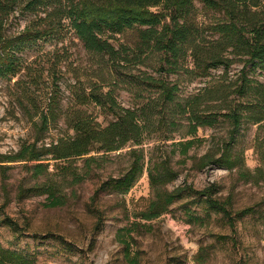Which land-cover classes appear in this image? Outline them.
Segmentation results:
<instances>
[{"label":"trees","instance_id":"trees-1","mask_svg":"<svg viewBox=\"0 0 264 264\" xmlns=\"http://www.w3.org/2000/svg\"><path fill=\"white\" fill-rule=\"evenodd\" d=\"M74 41L88 56L83 75L70 69L64 54ZM42 46L52 49L42 53ZM32 51L35 58L29 59ZM234 66L240 70L231 74ZM69 73L74 82L63 88ZM263 73L264 0H0V79H17L12 97L32 138L17 151L0 153L2 189L12 165L21 163L31 184L18 187L17 199L45 196L57 207L67 190L103 169L110 154L128 148L125 170L106 179L96 196L126 195L146 171L152 195L137 214L141 220L167 215L187 194L222 214L235 232L254 208L233 211L229 199L215 197L214 186L169 190L179 174L173 154L180 148L197 171L215 166L236 172L239 181L263 180L264 169H249L244 150L236 148L242 133L256 126L262 137L256 135L253 149L264 162V80L258 79ZM120 92L131 105L119 101ZM61 122L72 134L46 143ZM222 123L228 125L225 139L189 157L202 141L199 130ZM153 136L180 141L170 145V153L149 158L143 145ZM0 264L33 260L0 242Z\"/></svg>","mask_w":264,"mask_h":264},{"label":"rangeland","instance_id":"rangeland-1","mask_svg":"<svg viewBox=\"0 0 264 264\" xmlns=\"http://www.w3.org/2000/svg\"><path fill=\"white\" fill-rule=\"evenodd\" d=\"M51 49L42 46L40 52ZM64 49L70 69L83 75L88 56L82 45L74 41ZM36 52L32 51L29 59L35 58ZM238 70L240 66H234L231 74ZM72 79L71 73L66 74L61 80L62 87L71 85ZM258 79L264 80V73ZM16 80L0 79L2 154L17 151L23 143L32 142L27 117L12 97ZM195 86L199 85L191 88ZM64 93L65 103H68V93ZM118 99L125 106L131 105V98L124 92L119 93ZM99 121L104 124L103 117ZM227 130V123L214 129H200L198 138L202 141L189 150L188 156H201L210 141L216 143L225 139ZM257 131L256 126L250 127L242 133L236 146L244 150L246 166L252 171L264 169V162L253 149L256 135L259 134V140L262 137ZM67 132L72 134L61 122L45 142ZM174 139L162 142L153 136L144 142L143 148L149 158L158 157L162 151L171 152L170 145L180 141L179 136ZM154 146L159 150L154 151ZM126 151L128 148L110 154L103 169L93 171L89 179L67 190L63 204L57 207H51L52 201L45 196L18 200L17 189L22 184H31L30 175L21 163L12 165L5 191L0 179L1 244L28 255L33 264H264V174L261 175L263 180L254 184L239 181L236 172L215 166L197 171L188 157L179 155L180 148H175L172 166L179 174L168 186L169 190L188 185L202 191L214 186L215 197L223 201L229 199L233 211L253 207L255 214L237 222L232 232L222 214L208 211L200 198L186 194L167 215L143 221L137 214L147 208L152 195L146 171L126 195L106 191L95 195L106 179L115 178L125 170ZM53 164L50 163V172H54Z\"/></svg>","mask_w":264,"mask_h":264}]
</instances>
